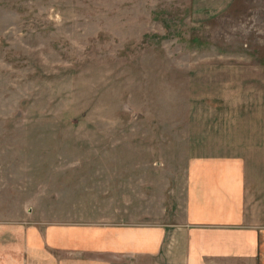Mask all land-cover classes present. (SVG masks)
I'll return each mask as SVG.
<instances>
[{
    "label": "rangeland",
    "instance_id": "374dc122",
    "mask_svg": "<svg viewBox=\"0 0 264 264\" xmlns=\"http://www.w3.org/2000/svg\"><path fill=\"white\" fill-rule=\"evenodd\" d=\"M196 1L0 0L1 239L157 221L189 160H264V0Z\"/></svg>",
    "mask_w": 264,
    "mask_h": 264
},
{
    "label": "crops",
    "instance_id": "0c3cea01",
    "mask_svg": "<svg viewBox=\"0 0 264 264\" xmlns=\"http://www.w3.org/2000/svg\"><path fill=\"white\" fill-rule=\"evenodd\" d=\"M233 0H201V18ZM188 161L183 196L157 221L1 225L0 264H264V160Z\"/></svg>",
    "mask_w": 264,
    "mask_h": 264
}]
</instances>
